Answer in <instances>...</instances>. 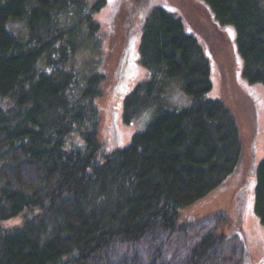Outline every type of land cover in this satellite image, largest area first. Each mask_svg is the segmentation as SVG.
Segmentation results:
<instances>
[{"label": "trees", "instance_id": "16d2710c", "mask_svg": "<svg viewBox=\"0 0 264 264\" xmlns=\"http://www.w3.org/2000/svg\"><path fill=\"white\" fill-rule=\"evenodd\" d=\"M203 1L216 25L234 31L243 77L264 85V4ZM104 4L0 0V264H141L113 247L180 230L181 210L222 184L240 160L234 116L221 99L206 97L208 58L165 4L149 12L139 38L151 77L123 99L125 123L151 105L153 117L128 145L98 160L105 76L92 54L101 47L94 15ZM20 19L25 36L7 26ZM82 53L92 56L78 62ZM171 79L180 80L189 104H161ZM253 198L264 226V158ZM221 238L203 234L186 264H202Z\"/></svg>", "mask_w": 264, "mask_h": 264}, {"label": "rangeland", "instance_id": "374dc122", "mask_svg": "<svg viewBox=\"0 0 264 264\" xmlns=\"http://www.w3.org/2000/svg\"><path fill=\"white\" fill-rule=\"evenodd\" d=\"M260 1L264 4V0ZM162 4L173 10L186 31L202 46L212 81L206 97L219 98L230 109L242 142L241 157L222 184L181 210L180 230L170 234L158 232L155 237L135 244H116L112 252L128 257L136 254L142 259L141 264L149 260L153 264H186L197 240L212 231L221 233L222 238L202 264H264V226L253 209L256 168L264 158V85L250 83L243 77L234 31L216 25L203 0H105L94 15L100 26L101 47L92 55L99 58L98 71L102 70L105 76L100 100L98 160L103 153L128 145L132 135L143 131L153 117L151 105L142 109L131 123H125L123 99L138 83L151 77L150 70L139 60V38L149 12ZM7 26L19 36L26 34L24 19L12 20ZM92 55L82 53L76 60L82 62ZM166 84L159 94L161 104L173 109L190 103L189 96L180 89L179 79L168 80ZM19 220L2 224L7 226Z\"/></svg>", "mask_w": 264, "mask_h": 264}]
</instances>
